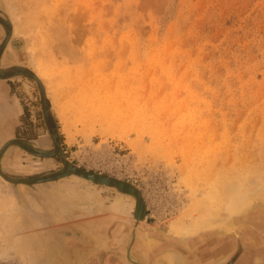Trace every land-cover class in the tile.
Here are the masks:
<instances>
[{
	"label": "rangeland",
	"instance_id": "obj_1",
	"mask_svg": "<svg viewBox=\"0 0 264 264\" xmlns=\"http://www.w3.org/2000/svg\"><path fill=\"white\" fill-rule=\"evenodd\" d=\"M0 18L10 24L0 21V69L41 80L67 161L132 184L146 206L135 226V198L114 188L77 176L16 185L0 174V264H82L79 238L95 221L116 233L119 263L130 264L128 246L142 264H264V0H0ZM12 79L25 108L17 139L54 152L38 84ZM63 167L60 154L17 146L0 158L11 178ZM218 175L235 185L256 175L243 181L247 202L203 211ZM183 216L205 226L183 231Z\"/></svg>",
	"mask_w": 264,
	"mask_h": 264
},
{
	"label": "water",
	"instance_id": "obj_2",
	"mask_svg": "<svg viewBox=\"0 0 264 264\" xmlns=\"http://www.w3.org/2000/svg\"><path fill=\"white\" fill-rule=\"evenodd\" d=\"M0 21L4 25H10L7 21L2 20L1 18H0ZM6 30H7V37H6L5 42L7 43L9 41V39L11 38V32H12L11 26L9 28H6ZM17 76L30 77V78L34 79L36 81V83L38 84L39 90L41 93V97L43 100L42 105H43V114L45 117V122H46L47 128H48V130L52 136V139L54 141L55 151L54 152L41 151V150L32 148L30 146V143H28L24 140L12 139V140L7 141L3 145V147L0 149V158H1V155L7 150L8 147L17 146V147L24 149L28 153L37 156V157H52V156H55L57 154H60L64 167L56 173L48 174V175H44V176H39V177H33V178H11V177L6 176L2 171H0V174L7 181H10L16 185L17 184H24V185L33 186L35 184L54 182V181H58L60 179H64L67 177L77 176V177H80L82 179L88 180V181H90L96 185L114 188L122 194L130 195V196L135 198L136 203H135L134 217L137 221L136 223H134L135 226H138L139 222L144 221L145 217H146V206H145L141 192L135 186H133L132 184H130L126 181L111 177L109 175L98 174V173H93V172L87 171V170H85L81 167H78L72 163H69V161H67L65 154H64V152L61 148V145L59 143V140L57 139L55 132L51 128L50 106H49V101L47 99L46 91H45V88L43 86V83L37 77V75H35L33 72H31L27 69L21 68V67L9 69L8 71L0 69V79L8 80V79H11V78L17 77ZM63 232L66 233V230H64ZM125 253H126L125 260L128 263H130V264H142L141 262L135 260V258L132 257L131 252H130V248L128 246L126 247Z\"/></svg>",
	"mask_w": 264,
	"mask_h": 264
},
{
	"label": "crops",
	"instance_id": "obj_3",
	"mask_svg": "<svg viewBox=\"0 0 264 264\" xmlns=\"http://www.w3.org/2000/svg\"><path fill=\"white\" fill-rule=\"evenodd\" d=\"M15 80H3L0 79V146L4 145L7 141L17 139V132L21 124V117L25 112V108L21 103L18 96L19 89L15 86ZM15 137V138H14ZM22 139V138H20ZM95 224L85 226V235L82 237L83 244L86 247H82L81 250L76 251V259L78 263L85 262L89 259L90 253L94 250L89 249L90 245L94 242H102V224L101 221H95ZM104 228V227H103ZM72 237L69 239L71 242ZM78 242V239L76 240ZM75 242V243H76ZM77 244V243H76ZM76 246V245H75ZM79 249V246L77 247ZM99 251L103 250V247L96 248ZM119 260L116 257H112L110 254L106 255L101 253L98 257L91 260V263L87 264H119ZM124 264V263H120Z\"/></svg>",
	"mask_w": 264,
	"mask_h": 264
},
{
	"label": "bare ground",
	"instance_id": "obj_4",
	"mask_svg": "<svg viewBox=\"0 0 264 264\" xmlns=\"http://www.w3.org/2000/svg\"><path fill=\"white\" fill-rule=\"evenodd\" d=\"M51 67V66H50ZM49 69V68H48ZM47 69V70H48ZM39 74H40V72H39ZM88 85V84H87ZM86 92V91H85ZM89 94V93H88ZM86 95V94H85ZM98 95V94H97ZM92 96V95H91ZM93 96H94V94H93ZM99 97V96H98ZM87 98V97H86ZM89 98V97H88ZM94 99H95V97H94ZM90 101V100H89ZM93 101V100H92ZM94 103H97V102H94ZM90 107H91V102H90ZM93 105V104H92ZM97 105V104H96ZM114 105H115V103H114ZM120 105V104H119ZM95 106V105H94ZM99 106V105H98ZM96 107V106H95ZM114 107V106H113ZM97 108V107H96ZM118 108V107H117ZM100 109V108H99ZM103 110V109H102ZM61 111V110H60ZM99 111V110H98ZM107 111V110H106ZM109 111V110H108ZM100 112V111H99ZM118 112V111H117ZM102 113V112H101ZM107 114V113H106ZM109 114V113H108ZM118 114V113H117ZM93 115H94V113H93ZM108 116H110V115H108ZM102 117V116H101ZM104 117V116H103ZM107 118V117H106ZM101 119V118H100ZM114 120H115V118H114ZM111 121V120H110ZM147 121V120H146ZM108 122V121H107ZM118 122H119V120H118ZM104 123H106V122H104ZM123 123V122H122ZM121 123V124H122ZM113 124V123H112ZM115 124V123H114ZM126 125V124H125ZM148 125V124H147ZM113 126V125H112ZM119 126V125H118ZM122 126V125H121ZM155 126V125H154ZM150 127V126H149ZM153 133V132H152ZM155 133H156V131H155ZM15 138V137H14ZM259 171V170H258ZM220 172H222V171H220ZM231 172V171H230ZM237 174H241L240 172L238 173V172H236ZM221 174V173H220ZM224 174H226V175H224ZM223 174V172H222V174L221 175H223L224 176V180H225V178H227L226 176L229 174V172H226V173H224ZM235 174V173H234ZM231 175H233L232 173H231ZM252 175V174H251ZM220 175H218L217 176V179H218V177H219ZM223 176H221V177H223ZM235 176V175H234ZM239 176V175H238ZM238 176H237V178H238ZM241 176V175H240ZM239 176V177H240ZM256 176V175H255ZM255 176H253V177H255ZM242 177V176H241ZM240 177V178H241ZM249 177H251L250 175H249ZM249 177H245L244 179H246L247 180V178H249ZM253 177H251L252 179H253ZM259 177V176H258ZM236 178V177H235ZM256 178V177H255ZM254 178V179H255ZM219 179H220V177H219ZM222 179V178H221ZM220 179V181L221 182H223V183H221L220 181V183L218 182V180H217V182H218V185H222V187L221 186H219V187H216L215 185V187H216V189L215 190H217V191H215V195H216V198L217 199H215V197H214V202H212V203H208V201H206V203L204 202V204H206V205H203L204 207L205 206H208V207H205L204 208V210L203 211H206V210H208L209 209V205H213L214 207H216L215 209H217L219 206L218 205H216L215 203L217 202V200H225L226 202H230V203H228L229 205H228V208L227 209H231V207L232 206H230V204H231V202L233 203V206H237V205H242L243 203H246L247 202V200H248V197H249V193L251 192H248L246 189H245V187H247L245 184H246V180L244 181V179H243V181L245 182V184H243V181H242V183L239 181H237L238 183H240V184H238V185H235L236 184V181L235 182H233V183H235V184H230V182L228 183V182H226V181H228V179H226V181H223V179L221 180ZM251 179V180H252ZM257 179V178H256ZM256 179L255 180H252L253 182H256V183H258V180L256 181ZM230 180L232 181V178H231V176H230ZM251 180H249V182H251ZM213 182V181H212ZM224 182H226V184L228 183V184H230V185H228L227 184V186H225L226 184H224ZM248 182V181H247ZM249 182H248V184H249ZM215 183H216V181H215ZM252 183V182H251ZM260 183H261V181L259 180V186H257L256 187V189L258 188V191H259V189L261 190V189H263V187L261 188V186H260ZM195 184V183H194ZM257 184V185H258ZM212 185V184H211ZM217 185V186H218ZM250 185V188H251V184H249ZM262 185V184H261ZM252 186H254V183L252 184ZM256 186V185H255ZM254 186V187H255ZM87 187V186H86ZM95 186H90V185H88V187H87V192L89 191V193H92V194H95L96 193V188H94ZM245 189V190H244ZM249 189V188H248ZM252 189H255V188H253L252 187ZM255 191V190H254ZM86 192V193H87ZM255 192H257V191H255ZM253 192H251V194H252ZM251 196V195H250ZM223 198V199H222ZM251 200V199H250ZM204 201H205V199H204ZM135 203V202H134ZM134 203H133V206H134ZM105 205L104 206H109V202L108 203H104ZM123 204L124 203H121L120 201H118V203L116 204V206H115V209H117V210H119L120 212H124V213H126L127 211H129L128 210V207H124L123 206ZM208 204V205H207ZM218 204V203H217ZM216 205V206H215ZM110 206H111V204H110ZM211 206H210V209H211ZM218 206V207H217ZM113 207V206H112ZM225 207V206H224ZM241 207V206H240ZM207 208V209H206ZM238 208V207H237ZM206 209V210H205ZM214 209V208H213ZM212 210V209H211ZM211 210H209V211H211ZM226 210V209H225ZM219 211V210H218ZM212 212H214V215L216 216V212H217V210H213ZM216 213V214H215ZM218 214H219V212H218ZM222 214V215H221ZM221 214H219L220 216H223L224 217V215H226V214H224V211H223V213H221ZM264 215V214H263ZM18 216V215H17ZM199 216H202V215H199ZM199 216H197V217H199ZM185 216H183V218L181 217V218H178V219H180V220H177L176 221V224H179L180 225V229H182L183 231H187V230H196V229H200V228H202V227H204L205 225H204V223H201L200 221H202V220H196V217H192L193 219H195V220H187L186 219V217L184 218ZM218 217V216H217ZM220 218H222V217H220ZM186 219V220H185ZM224 219V218H223ZM20 220V219H19ZM135 220V219H134ZM220 220V219H219ZM204 222V221H203ZM215 222H216V220H215ZM20 223V222H19ZM133 223V222H132ZM141 223H143V222H141ZM206 223V222H205ZM213 223V222H212ZM15 223H12V228H14V227H16L17 226V228H18V225L16 224L15 226ZM35 224V223H34ZM8 225V224H7ZM9 226H10V224H9ZM10 226V227H11ZM14 226V227H13ZM27 226L29 227L30 226V224H27ZM145 226V224L144 225H142V227H144ZM147 226V225H146ZM234 227V226H233ZM144 228H146V227H144ZM11 229V228H10ZM16 229V228H15ZM147 229V228H146ZM224 230H229L228 229V227H225V228H223ZM14 230V229H13ZM135 230V229H134ZM144 230V229H143ZM151 230V229H150ZM190 232V231H189ZM168 233V232H167ZM166 233V234H167ZM66 234V233H65ZM146 235V234H145ZM172 237H174V238H181V239H186V237H184V236H181V237H178V235H176V236H172ZM261 237V236H260ZM140 239V238H139ZM146 239V238H145ZM107 240V239H106ZM127 240V239H126ZM254 241V240H253ZM217 242V241H216ZM255 242V241H254ZM104 243V242H103ZM150 243H152V241H149V244ZM261 244V243H260ZM260 244H258V245H260ZM251 245H253V244H251ZM124 246H125V243H124ZM252 247V246H251ZM254 248V247H253ZM124 252H126V250L124 251ZM143 253V252H142ZM125 255H126V253H125ZM257 261V260H256ZM143 263V262H142ZM240 263V262H239Z\"/></svg>",
	"mask_w": 264,
	"mask_h": 264
},
{
	"label": "flooded vegetation",
	"instance_id": "obj_5",
	"mask_svg": "<svg viewBox=\"0 0 264 264\" xmlns=\"http://www.w3.org/2000/svg\"><path fill=\"white\" fill-rule=\"evenodd\" d=\"M115 232H109L105 229H103L102 231V236L103 238H107L109 241L107 242V247H104L102 251H99L98 249H95L93 253H90L89 259L85 262H83L82 264H87V263H91V260H93L94 258L98 257V255L101 253H104L106 255H111L113 258L116 257L117 259L119 258V252L117 250L118 246L117 243L115 244V241L117 240L116 237V233ZM80 242H83V239L79 238ZM76 239H71V241L76 242ZM81 242V243H82ZM83 244V243H82ZM84 246V245H83ZM119 263V262H118ZM120 264V263H119Z\"/></svg>",
	"mask_w": 264,
	"mask_h": 264
}]
</instances>
